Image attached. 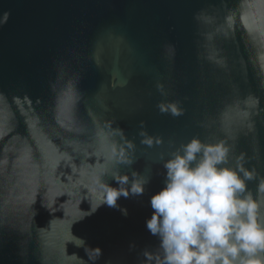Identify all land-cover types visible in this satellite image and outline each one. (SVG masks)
Returning a JSON list of instances; mask_svg holds the SVG:
<instances>
[{
    "label": "water",
    "instance_id": "water-1",
    "mask_svg": "<svg viewBox=\"0 0 264 264\" xmlns=\"http://www.w3.org/2000/svg\"><path fill=\"white\" fill-rule=\"evenodd\" d=\"M0 264H264V0H0Z\"/></svg>",
    "mask_w": 264,
    "mask_h": 264
}]
</instances>
